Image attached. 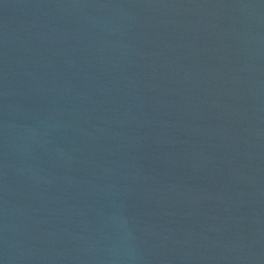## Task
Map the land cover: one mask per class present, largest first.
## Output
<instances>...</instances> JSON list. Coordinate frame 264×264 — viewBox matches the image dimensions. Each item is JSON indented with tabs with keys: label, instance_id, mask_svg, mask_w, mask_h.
Segmentation results:
<instances>
[{
	"label": "water",
	"instance_id": "obj_1",
	"mask_svg": "<svg viewBox=\"0 0 264 264\" xmlns=\"http://www.w3.org/2000/svg\"><path fill=\"white\" fill-rule=\"evenodd\" d=\"M2 264H264V0H0Z\"/></svg>",
	"mask_w": 264,
	"mask_h": 264
},
{
	"label": "snow or ice",
	"instance_id": "obj_2",
	"mask_svg": "<svg viewBox=\"0 0 264 264\" xmlns=\"http://www.w3.org/2000/svg\"><path fill=\"white\" fill-rule=\"evenodd\" d=\"M0 264H2V261H0Z\"/></svg>",
	"mask_w": 264,
	"mask_h": 264
}]
</instances>
